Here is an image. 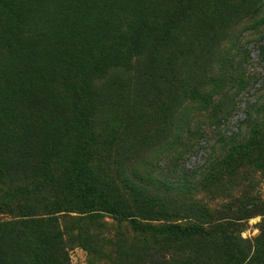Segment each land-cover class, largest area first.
I'll list each match as a JSON object with an SVG mask.
<instances>
[{"label":"rangeland","instance_id":"rangeland-1","mask_svg":"<svg viewBox=\"0 0 264 264\" xmlns=\"http://www.w3.org/2000/svg\"><path fill=\"white\" fill-rule=\"evenodd\" d=\"M178 1L95 0L97 52L84 64L99 59L102 71L86 86L94 136L86 165L129 219L194 225L205 235H142L101 212L83 219L61 184L86 141L72 90L41 31L22 35L3 15L0 204L10 197L12 205L0 223H18L15 264H264V172L256 168L264 159L206 182L250 126L264 123V0H194L170 37L133 45L135 24L163 35Z\"/></svg>","mask_w":264,"mask_h":264},{"label":"trees","instance_id":"trees-1","mask_svg":"<svg viewBox=\"0 0 264 264\" xmlns=\"http://www.w3.org/2000/svg\"><path fill=\"white\" fill-rule=\"evenodd\" d=\"M95 0L90 3L85 0H0V17L6 15L11 21H16V30L22 35L26 34L28 29H38L41 35L46 38L47 46L45 48L49 60L58 62L61 67L59 72L63 79V85L70 87L73 93V113L74 122L86 141L81 143L79 151L75 154L70 164V169L62 177L61 184L68 193L76 200L78 208L83 212L81 216L90 217V215L101 212L111 216L118 221H126L130 228L138 234L171 237L174 239H190L194 237H203L205 231L194 225L179 224H161L153 225L141 223L135 219H129V216L119 207L110 202L103 191L99 189L92 180L90 170L87 169L86 159L90 149L94 144V136L88 127L87 83L92 75L102 71L100 60H96L88 68V58H94L96 43L90 25L92 24L90 15L94 13L96 6ZM16 14L13 15V11ZM194 10V0H180L174 9V18L167 23L165 33L157 37V33L148 23L142 22L135 24V33L132 35L133 45L136 47L144 46L155 40L162 41L170 37L172 30L178 28L180 23L185 20ZM100 11L97 5L96 12ZM97 12V13H98ZM96 13V14H97ZM108 53L107 56H110ZM84 63H87L85 66ZM79 69V73L74 76V71ZM67 110L63 113L66 116ZM264 123H255L250 126V139L235 143V148L227 151V164L220 168L211 178L207 179L208 184H213L223 174H231L233 169L242 166L245 161L247 165L253 166L256 162L264 159ZM256 158H253L254 154ZM235 163V166L232 165ZM232 165V166H231ZM264 172V163L256 167ZM219 175V176H218ZM24 192L28 189L24 187ZM12 203L8 197L6 203L0 204V214L4 209L11 208ZM18 223L8 221L0 223V264H15L10 259L12 252L11 244L20 237L16 226ZM57 248V247H56ZM53 248H46L44 251L50 253ZM42 255L39 256V258ZM235 260L238 255H232ZM35 264H58L54 260ZM237 261H235V264ZM238 264H240L238 262Z\"/></svg>","mask_w":264,"mask_h":264}]
</instances>
